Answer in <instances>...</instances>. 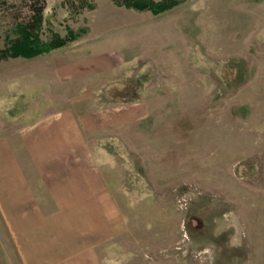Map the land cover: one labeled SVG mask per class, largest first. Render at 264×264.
<instances>
[{
	"label": "rangeland",
	"instance_id": "374dc122",
	"mask_svg": "<svg viewBox=\"0 0 264 264\" xmlns=\"http://www.w3.org/2000/svg\"><path fill=\"white\" fill-rule=\"evenodd\" d=\"M29 14L24 0L0 8V50L18 39ZM69 31L77 39L63 48L0 62V145L10 146L47 213L57 210L53 193L61 194L56 165L82 159L49 161L56 164L47 174L29 142L48 147L38 137L53 136L51 126L70 108L98 117L82 134L116 218L99 243L80 244L93 249L80 259L264 264V0H185L159 16L111 0H44L42 42ZM68 58L88 59L85 79H61ZM6 205L0 264H26L21 251L33 244L21 225L11 231Z\"/></svg>",
	"mask_w": 264,
	"mask_h": 264
},
{
	"label": "crops",
	"instance_id": "0c3cea01",
	"mask_svg": "<svg viewBox=\"0 0 264 264\" xmlns=\"http://www.w3.org/2000/svg\"><path fill=\"white\" fill-rule=\"evenodd\" d=\"M87 68V58L80 64L77 60L68 58L58 74L62 80L72 83L80 78L85 79ZM56 120L58 123L51 126L53 136L38 137V144L45 143L48 147H36L37 141L29 142L28 145L32 160L47 174H53L56 164L49 161L82 159V163L70 164L63 170L56 165L54 176L60 177L58 181L62 186L61 194L56 190V194L53 193L57 210L47 213L41 211L40 204L29 194L25 175L19 169L10 146L7 143V146L0 145V162L7 175L6 188L0 186V202H7V222L11 231L13 232L12 224L21 225V233L24 237L28 236L26 239L33 244L29 253L21 251L26 264H31L28 255H34L38 260L44 255L45 262L36 261L35 264H85V259L80 258L90 257L93 249L80 244L85 240H90L93 244L99 243L116 218L113 214L115 205L107 193L102 174L92 166L93 157L90 155L91 159L90 156L88 159L87 143L82 134V131L94 130L98 117H95V113L78 115L70 108L62 112ZM126 123V119H123L122 124ZM48 128L49 126L45 130ZM59 132L61 134L57 136ZM61 143L65 145L63 151L58 148ZM46 165L51 167L48 172L45 170ZM64 194L70 196V199L61 198ZM67 208H70V212L64 210ZM42 244L45 246H41Z\"/></svg>",
	"mask_w": 264,
	"mask_h": 264
},
{
	"label": "trees",
	"instance_id": "16d2710c",
	"mask_svg": "<svg viewBox=\"0 0 264 264\" xmlns=\"http://www.w3.org/2000/svg\"><path fill=\"white\" fill-rule=\"evenodd\" d=\"M12 0H0V8L8 6ZM27 3L29 16L24 23L17 25L18 39L11 42L6 48L0 50V62L8 59H33L47 55L54 50L67 46L77 39L69 31L67 37L62 38L53 35L49 42L40 39L43 24V2L44 0H24ZM117 7L134 10L137 12H150L159 16L168 12L184 2L185 0H111ZM92 8L91 6H88Z\"/></svg>",
	"mask_w": 264,
	"mask_h": 264
}]
</instances>
